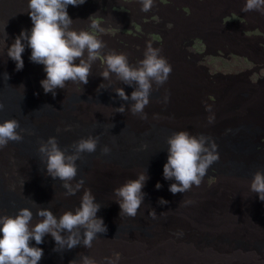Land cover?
Masks as SVG:
<instances>
[{
    "label": "rangeland",
    "instance_id": "374dc122",
    "mask_svg": "<svg viewBox=\"0 0 264 264\" xmlns=\"http://www.w3.org/2000/svg\"><path fill=\"white\" fill-rule=\"evenodd\" d=\"M28 3L29 0H0V101L8 102L7 96L16 99L8 112L0 111V123L16 119L21 129H25V117L33 115L34 118H29L42 134L41 122L72 119L74 128L66 131L67 142L59 144L62 149L82 137H89L85 128L106 123L105 120L100 122L102 117L109 122H123L133 133L147 134L157 127L184 130L197 137L209 136L215 139L217 146L225 140L216 138L229 136L239 126L253 125L252 129L260 127L262 130L258 141L263 144L256 145L261 153H252L255 151L250 150L253 141L247 135L241 158H237L247 165L264 163V14L243 12L246 0H153L149 12L141 10L140 0H86L79 6L70 5L68 13L74 20L71 27L77 31H96L93 34L99 39L102 37L103 55L92 64L86 85L69 82L66 88L56 89L55 97L44 92L40 82L46 78V72L43 65L29 59V47L26 46L23 53L22 70L17 71L16 62L7 56L8 47L15 38L22 31L31 30ZM115 16L119 20L115 23L118 27L112 26ZM134 18L141 25L140 30L135 27L132 30L140 38L130 33ZM92 21L100 23L104 32L91 29ZM159 30H165L164 37ZM149 34H159V37ZM149 43L167 60L172 71L162 86L153 83L150 102L144 109L146 118L133 115L131 111L116 112L121 104L130 107L134 102L120 99L113 89L123 87L131 96L135 86L121 83L114 74L111 82L104 80L99 75L105 67L103 60L109 53H122L129 64L137 65L144 58ZM39 73L42 76H38ZM101 83L105 86L111 83V87L97 92ZM246 92L248 96H243ZM16 104L21 108L14 112ZM206 105L211 107L210 111L206 110ZM209 117H214L213 123H209ZM58 123L65 124L64 121ZM94 134L101 135L98 131ZM23 136L22 141L9 142L0 148V193H6V203L0 202V215H14L21 207H31L35 213L37 205L29 206L21 201L28 199L31 203L33 199L40 200L42 207L48 203L58 216L62 211L79 206L83 188L73 196H66L62 181L46 174L44 160L38 151L46 139L41 135L31 137L27 131ZM104 137V143L111 146V141ZM99 139L102 142L101 136ZM83 157L86 160L79 163L76 179L83 177L84 188L101 204L97 216L103 218L108 231L98 233L91 248L78 245L72 251L60 250V256L50 247V234L44 237L42 244L37 245L32 240V246L44 251L39 264H73L68 261L74 262L73 250L81 262L82 257L87 256L95 264H109V261L115 264H250L245 252L264 246V201L244 197L241 194L244 191H237L247 190L246 182H236L230 177L229 166L219 171L209 168L207 172L217 171L219 183H231L233 190L227 185L214 189L213 185L218 183L209 179L188 192L173 194L169 187L175 180L148 174L149 179L142 189L145 193L143 204L133 218L120 216L113 190L144 173L138 159H131L132 166H129L130 161L127 166L111 161L99 169H92L87 163L88 154ZM157 182L162 185L159 189ZM161 198L168 203L161 205L158 202ZM153 209L156 218L149 214ZM240 239L249 242V246H243ZM237 247L240 248L236 251ZM61 256L67 261H62Z\"/></svg>",
    "mask_w": 264,
    "mask_h": 264
},
{
    "label": "clouds",
    "instance_id": "9594fccd",
    "mask_svg": "<svg viewBox=\"0 0 264 264\" xmlns=\"http://www.w3.org/2000/svg\"><path fill=\"white\" fill-rule=\"evenodd\" d=\"M85 2L86 0H29L31 30L22 31L7 50V56L16 62V70L19 71L24 67L25 47H29V59L43 65L46 72V78L40 82L41 86L45 93L50 92L54 97L56 89L66 88L69 82L86 85L92 64L100 58L104 48L102 40L93 32L77 31L71 27L74 20L68 13V6H79ZM140 2L143 12L151 10L153 0ZM242 11H260L264 14V0H246ZM90 27L104 32L95 21H92ZM5 35H8L6 30ZM77 60L79 63L75 62ZM103 63L105 67L99 75L104 80L111 82L114 74L121 83L135 86L131 96L123 87L113 89L120 99L134 102L130 107L121 104L116 107V112L131 111L133 115L146 118L144 109L150 102L153 83L162 86L172 71L171 65L150 43L145 49L144 58L137 65L129 64L127 56L122 53L107 54ZM38 76L42 74L39 73ZM109 87L111 83L108 86L101 83L97 92ZM3 108V103H0V110ZM206 110L210 111L211 107L206 105ZM213 122L214 117H209V123ZM67 130H70V126L63 129ZM24 131L26 130L21 129L16 119L0 123V148L6 147L9 142L22 141ZM60 131L62 130L57 128V132ZM98 144L99 136L82 137L74 141L70 145L71 151H68L59 146L55 135L40 144L38 151L44 160L46 174L54 180L62 181L66 196H73L83 188L80 204L75 209L62 211L59 216L51 207L41 206L37 207L35 213L31 207H21L14 215H0V264H39L44 251L40 247L32 246L30 242L34 240L37 245L42 244L48 234L54 238L56 250H71L81 244L91 248L98 233L108 231L103 218L97 216L101 204L96 202L90 190L84 188L85 179H76L79 171L77 161L84 153H95ZM166 144L168 157L163 167V175L167 180H175L169 187L173 194L188 192L193 186L199 187L207 170L220 158L215 141L204 135L197 137L180 130L170 135ZM100 151L102 155H107L111 150L105 145ZM137 177L128 179L113 190L115 201L120 206V216L136 217L143 204L145 193L142 189L149 177L147 173H140ZM160 187L162 185L157 182L156 188ZM249 190L264 201V170L254 172ZM158 202L161 205L168 203L164 198ZM149 214L156 218L155 209ZM116 259H119L118 253ZM82 264L95 262L83 256ZM109 264H115V261H109Z\"/></svg>",
    "mask_w": 264,
    "mask_h": 264
},
{
    "label": "bare ground",
    "instance_id": "6f19581e",
    "mask_svg": "<svg viewBox=\"0 0 264 264\" xmlns=\"http://www.w3.org/2000/svg\"><path fill=\"white\" fill-rule=\"evenodd\" d=\"M116 12L118 13V10ZM116 12L113 11V14L119 15ZM121 12L122 11L120 10V13ZM122 16H123V14H122ZM113 18H114V21H116V22H113L112 26L118 27L117 24H115V23H119L118 17L115 16ZM120 19H121V17H120ZM135 19L136 18L133 19L135 21V24L133 26H130L131 27L130 33H131V35L140 38V36H137L138 33L135 32L134 30H132L133 27H135L136 30H140L139 25H141V23L138 22V19H136V20ZM139 21H141V20H139ZM143 22H148V21L143 20ZM109 25H110V22H109ZM167 27H168V25H167ZM106 28H109V27H106ZM168 29L169 28H167V30ZM95 32H93V33H95ZM158 33L164 37L165 30H159ZM159 34H149V35L156 38L155 35H157L159 37ZM103 36H105V35H103ZM110 38H112V37L110 36ZM155 38H154V40H155ZM185 53H186V50H185ZM242 95L248 96V92L243 93ZM6 100L8 102H6V101L1 102L0 101V103H3V105H4L3 109L8 112V109L10 108L11 105H13L16 102V99L13 97L7 96ZM24 107L27 109V107L25 105H24ZM19 108H21V107L16 104L15 107L13 108L14 112L18 111ZM22 110H25V109H22ZM168 110L170 111L171 114L173 113V110H170V109H168ZM0 111H2V110H0ZM4 116H6V115H4ZM29 117L34 118L35 116L29 115ZM29 117H27V118L25 117L27 123H26V125H24L22 123V125H24L26 131L30 134L31 137H36L38 135H41L43 138H45L47 140L50 136L55 135L57 137L58 143L60 145L63 143V141L67 142L66 136H64L66 134V131H63V129L70 126V129H72V131H73V128H74L72 119H71L72 123L70 122L71 121L70 119H66V118H59V119H56L54 122H50V121L45 120L44 122H41L43 125V129L41 131L42 134H40L38 132L37 127L34 126L35 122L33 123V121ZM36 119H37V117H36ZM79 120L81 121L82 118ZM104 120L106 123H104L102 125L101 124H97V125L93 124V126L91 128H89V127L85 128V133H86V135L88 134V136L89 135L90 136L91 135L97 136L98 134H94V132L98 131L101 134L99 136H101V139L103 142L102 143L99 139V144L97 146V150L95 153H91V154L84 153V154H88L87 163L91 165L92 169H99L100 167L103 166V164H105V162H111V161L116 163L118 166H127L128 162L130 161L129 166H132L131 159L136 157L138 159V161L142 164V166H143L142 171L144 173H147L151 177H154V178L164 177L163 167H164V164L167 162V157H168L166 141L170 135L177 132L176 130L175 131H169L167 129L160 130L157 127L156 129L150 131L147 134H137V133H133V132L129 131L128 128L125 126V124H123V122H109V121H107L106 117H102L100 122H102ZM21 121H23V120H21ZM59 121H61V122L64 121L65 124L59 125V123H58ZM38 122H40V121H38ZM48 124H52V125L50 126ZM113 124L115 125L114 127H113ZM161 125H163V124H161ZM128 127L133 128L131 126H128ZM252 127H253V125H248V127L244 128V125H242V126L237 127L238 130L235 129L233 131V133H231L229 136L226 137V135H225V137L223 139L222 138H216V140H218V141L225 140V143L218 146L217 150L219 152L220 158L210 168H216L219 171L220 169H222V167L226 168L229 166L231 168V173L229 174L230 177H233V179L236 182H240V181L246 182L247 190L240 189L237 191H239V192L244 191V192H241V194H243L244 197H252L253 199L254 198L257 199V198H259L258 194H256V193L252 194V192H250V190H249V186H250V182L252 180V176H253L254 172L257 170H264V165H263L264 163L262 164V163H258V162H255V163L252 162L251 164L247 165V163H243L239 158H237L238 156L241 158L242 153H240V152L243 150L244 141H245L247 135H250V137L253 141L252 145L250 147V150L254 149L255 151L252 150L253 151L252 153L253 154L261 153L260 152L261 150H258L256 145L260 146V143L262 142V141H260V143H259V141H258L260 134H261L260 132H262V130L259 129L260 127L259 128L255 127V129H252ZM57 128H60L62 131H60V133H58ZM179 129L189 130L188 128H179ZM140 130H138V131H140ZM141 131H143V130H141ZM189 131L195 132L193 130H189ZM198 133H199V131H198ZM103 137H104V139L107 138L108 140L111 141V146L107 145V143H104ZM207 137H209V136H207ZM211 140H215V139H211ZM72 143L68 144L66 147H64V149L71 151L70 145ZM262 144H263V142H262ZM105 145H107L111 151L107 155H102L100 150ZM248 153H251V152H248ZM242 157H245V156H242ZM85 160L86 159H84V157L81 158L80 160H78L77 161L78 166H79V163H81L82 161H85ZM117 170H122V169L117 168ZM216 173H217V171L207 172L206 176L203 178L202 184H205L210 179L212 182L218 183V185H213L214 189L219 188L222 185H227L228 187H230V189H232V190L234 189L232 187L231 183L230 184H227V183L224 184L221 182L219 183V176L216 175ZM13 177H16V176H13ZM211 177L215 178L214 179L215 181ZM205 178H206V180H205ZM158 181H160V180H158ZM203 187H205V185H203ZM32 196H34V195H32ZM241 197H242V195H241ZM21 201L24 204L29 205V206L34 205L33 207H35L37 205V207H40V206L42 207V205H41L42 202L40 200L33 199L32 203L29 201V199L26 201H23V200H21ZM34 201L36 203H34ZM0 202L6 203V193L5 192L3 194L0 193ZM43 203H44V201H43ZM43 205H45L46 207H49V204L46 202ZM53 212H54V210H53ZM54 213L58 216V214L56 212H54ZM260 239H262V238H259V240ZM236 240H238V239H235L234 241H236ZM240 240H242V243L244 244L243 246H246V247L249 246V242H246L243 239H240ZM263 240H264V238H263ZM48 241L50 243L51 249L53 251H55L58 256H60L61 255L60 250H56V242H55L54 238L48 237ZM263 245H264V242H263ZM239 248L240 247H237V248H235V250L237 251ZM70 251H72V249ZM245 253H246V255L244 254V256H247L250 259V262H251L250 264H264V246L262 247V249L250 250V251H246ZM71 257L74 259V262L72 260H69V259H68V261L72 262L73 264H82V262L79 260L78 255L76 254V252L74 250L72 252ZM60 258H62V256ZM62 259H63L62 261H67V260H64V258H62Z\"/></svg>",
    "mask_w": 264,
    "mask_h": 264
}]
</instances>
